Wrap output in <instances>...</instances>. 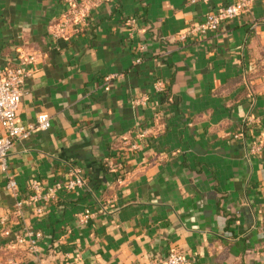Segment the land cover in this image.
<instances>
[{
  "label": "crops",
  "instance_id": "crops-1",
  "mask_svg": "<svg viewBox=\"0 0 264 264\" xmlns=\"http://www.w3.org/2000/svg\"><path fill=\"white\" fill-rule=\"evenodd\" d=\"M89 1L53 39L86 0H0V68L35 56L17 120L51 124L9 153L17 196L0 171V264H264V0L186 39L237 0ZM68 166L84 187L37 215L30 183L65 182ZM25 231L35 252L14 242Z\"/></svg>",
  "mask_w": 264,
  "mask_h": 264
},
{
  "label": "built area",
  "instance_id": "built-area-1",
  "mask_svg": "<svg viewBox=\"0 0 264 264\" xmlns=\"http://www.w3.org/2000/svg\"><path fill=\"white\" fill-rule=\"evenodd\" d=\"M211 0H190L191 3H201L208 5ZM90 4L86 0L80 8L73 6L72 9L65 15L63 22L52 30V38L57 39L65 34V27L71 21H75L76 17L81 15L85 17L86 6ZM249 8V0H237L234 3L216 7L204 15L202 19L193 23L188 27L187 31L180 36L181 39H186L189 35L203 36L207 33L217 32L221 23L231 21L241 14L245 13ZM133 23V20H130ZM139 61V60H138ZM137 61V62H138ZM35 56L33 54L19 53L14 62L10 66L0 68V171L7 176L8 166L7 158L13 145L17 141L28 140L36 131H47L51 124L48 115L38 114L35 124L21 125L17 120L18 109L21 103L23 94V86L25 81L31 77ZM115 77L108 76L104 79V91L110 90V82ZM155 89L157 93H161L164 89L162 81L156 83ZM69 179L62 183H56L54 186L44 189L40 181H32L29 185V202L34 206V211L37 215H41L44 211L45 204L55 201L57 195L61 191H73L83 188L85 180L80 168L68 166ZM6 188L18 195L17 184L12 177H6ZM23 203L15 204L14 215L21 217ZM91 213L85 212L82 218L83 223H86L90 218ZM28 240V250L35 252L37 242L40 240L38 232L25 231L14 238L16 244H22ZM164 264H192L189 260L178 253H170Z\"/></svg>",
  "mask_w": 264,
  "mask_h": 264
},
{
  "label": "trees",
  "instance_id": "trees-1",
  "mask_svg": "<svg viewBox=\"0 0 264 264\" xmlns=\"http://www.w3.org/2000/svg\"><path fill=\"white\" fill-rule=\"evenodd\" d=\"M161 101L163 103L167 102L168 101V96L166 94H163L162 97H161Z\"/></svg>",
  "mask_w": 264,
  "mask_h": 264
}]
</instances>
